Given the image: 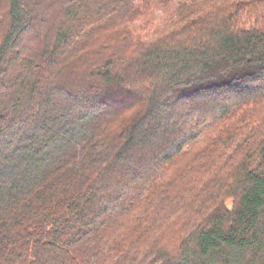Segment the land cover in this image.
Here are the masks:
<instances>
[{"label": "trees", "instance_id": "trees-1", "mask_svg": "<svg viewBox=\"0 0 264 264\" xmlns=\"http://www.w3.org/2000/svg\"><path fill=\"white\" fill-rule=\"evenodd\" d=\"M0 264H264V0H0Z\"/></svg>", "mask_w": 264, "mask_h": 264}, {"label": "rangeland", "instance_id": "rangeland-1", "mask_svg": "<svg viewBox=\"0 0 264 264\" xmlns=\"http://www.w3.org/2000/svg\"><path fill=\"white\" fill-rule=\"evenodd\" d=\"M172 2L176 3V0H171ZM156 4L158 3L152 2L151 12L131 26L134 32L147 35L148 38L155 29L162 27L169 20L168 16L162 15V12L155 7Z\"/></svg>", "mask_w": 264, "mask_h": 264}]
</instances>
